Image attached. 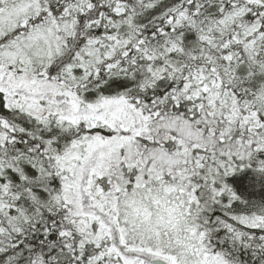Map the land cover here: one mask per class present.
Listing matches in <instances>:
<instances>
[{
  "label": "snow or ice",
  "instance_id": "6c2138e0",
  "mask_svg": "<svg viewBox=\"0 0 264 264\" xmlns=\"http://www.w3.org/2000/svg\"><path fill=\"white\" fill-rule=\"evenodd\" d=\"M0 264H264V0H0Z\"/></svg>",
  "mask_w": 264,
  "mask_h": 264
}]
</instances>
